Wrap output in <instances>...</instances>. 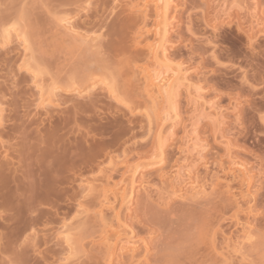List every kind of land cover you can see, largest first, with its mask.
Here are the masks:
<instances>
[{
  "label": "bare ground",
  "instance_id": "obj_1",
  "mask_svg": "<svg viewBox=\"0 0 264 264\" xmlns=\"http://www.w3.org/2000/svg\"><path fill=\"white\" fill-rule=\"evenodd\" d=\"M84 1L81 0V2H84ZM90 1L91 0H89V2ZM95 1H99V0H95ZM100 1H101L100 4H98L99 9L102 7L101 10L105 13V11H107L106 5H108L107 4L108 0H100ZM111 1H112V6L110 7V10L107 13H105L108 15L109 14L112 15V17L110 15H109L110 17L108 16L110 19L108 22L106 21V19L101 18L102 11H100L101 14L99 13L98 17H96L97 16L96 15V16H94V18L91 19L92 12H93V15H94L95 10H97L96 11L97 14L99 12L98 8L95 9V7H94L97 5L96 4L97 2L94 3L93 7H88V9H87V12L92 10L90 13V16H89L90 20H87V19L82 20V18L76 19L75 16L77 14H76L75 9H74L75 15H73V12L71 13L69 8L68 9L66 8V11L70 12L69 16L65 17L66 14L69 13V12H67V13H65L64 16H62L63 18L59 19V17H58L59 21L61 22V26L63 27L62 32L64 33L65 31H67L69 33L65 32L63 35L61 32V29H60L59 34H57V31H59V29L56 30V28H58L60 23L57 24V26L54 24L55 30L52 29L54 31V33H52L54 35V37L52 35L51 39L54 40V42H55V44H57V46L55 44L53 45L51 40H49V42H47L50 44V46H51V44L53 45V46H51L52 50L55 48V52H54V50L52 52L50 46L48 45L49 47L47 46V48H46L47 43L46 42L44 43L45 48H43V50H44L43 53L46 54L45 52H46V49H48V48H50V49H48L47 53L49 54V52L50 53L52 52L51 54H49V56H48V54L46 56L42 55L44 57V61H45V58H47V57L48 58L50 57L49 60H51V58L54 57L53 59L54 60L57 59L58 64L55 66L56 61H54V62L50 61V63H49V60H48V64L52 63L55 66V68L58 67L60 69V71H62V68H63V71H64V69L66 68L65 64L68 63V65H70V64L74 63L73 59L76 57L75 56L76 53H78L77 55H81V58H79V61H77V63L75 65H73L72 68L71 67L69 68L67 74L62 75V72H60L61 74L59 73V75H60L59 77L61 79V81L59 80L60 82H57L58 79H56V77H55L56 75L54 72L53 81L56 80V82L55 81L53 82L51 80L50 85L47 87L48 90L47 89L45 90V88H43V84L42 85L40 84L39 90L42 91V89H44V91H46V93H49V94H47V99L49 98V101H51V99H50L51 96L49 97V95H52V97H53V95L58 96L56 91L59 90V86L57 87L56 84L60 83V90H62V91H61V93L60 92L59 93L62 95H59L58 97H60L61 101H62V98L64 100H65V98L67 99L69 92H71V94L73 92L74 96H75L76 92H74V91L76 90V87H74L72 84L76 82L75 83V85H76L77 82H79L78 83L79 88L77 87L76 91H77V95L80 97L79 94L81 92H83V93H84V91L86 92L85 88L88 89V88H93L95 86L93 84L94 82L92 83V81H91L92 85L89 82V85H91V86H89L87 82L90 80H93L94 76H99L98 79H101L100 81L102 82V85H105V87H106L105 88L103 86L102 87L103 90L105 89L104 91L111 93L112 96L114 95V97H115L114 99L116 101H118L119 103H121L120 101H122V104L124 103V105L130 104L129 106L127 105L128 110L132 111V109H133V111H134L136 108V105L140 106L142 104L143 107L142 106L141 107L146 110V111L144 110L145 111V113H144L145 118L144 119L146 120V123L149 124L146 127H148V129L150 130V128H151L150 125L152 126L155 123V127H154V125L152 126L155 128V134H154L155 136H153V141H152V145H151L152 149L151 148L149 149V150H151V153L153 155L152 156L153 160L150 162L148 161L149 163L146 162L148 167L163 166L166 163L165 162V159H166L165 158V156H166L165 155V151H166L165 145L167 144L166 142H168V140L170 141L172 139L174 132L176 130L175 128L177 127V124L179 123V120H180L179 110H180L181 105H179V100H180L179 96H181L183 94L185 95V96L183 95L182 98H183V100H184V97L186 98V102L188 104H190V106L192 107V113L193 114L190 116V118H188L190 120L188 125L185 124V126L182 127L183 131H184V136L182 139L183 142L181 143L182 149L180 148L181 150L179 151V153L182 154V155L180 154V156L182 158V163L180 161H178L179 160L178 159L175 162V164H173V166L171 165L172 166V170L170 172L171 178L167 177L170 179V180L168 179L169 180V182H167L168 185L165 182V184L168 188L165 187L166 188L165 190L161 188L162 190L165 191L164 192L165 195H161V194L159 195V192H161V191H159L158 193L156 192V194L159 195V199L156 198V199H158V201L155 200L156 202H153L156 204H152V203L148 204L145 202L146 201L145 200L144 201L145 203H143L144 208H143V206L141 208L142 211L145 212V214H143V212H140L143 215V219H145L144 216L148 214V213L146 214V212H150V214H148V215H151V217L149 219H146V222L148 220L149 221L148 223H150L151 226H154V227H152V228H154V232L155 231H159L158 233H160V231L165 232L164 236H161V239L163 237V240L160 239L161 243L159 244V242H158L157 245H156V243H153L156 246L151 245L150 242L152 241L153 237H151L149 235H152V233H150L151 232L150 230L152 228L149 229V231H150L148 233L149 235L147 234L149 237L146 236L145 238L140 237L139 239H137L138 237L135 236V234H137V233H135L133 228H131V226L128 225L131 223L129 222L127 224V222H126L128 220L127 217H129V216L128 215H126L127 217L125 216L127 219L126 221L120 217L119 208L124 206L125 208H128L127 210H129V207H128L129 205H127V204L132 200L133 195L136 194V193H134L135 188H136V185L139 183V181H137V180L143 178L142 174H140L141 170L138 171V168L141 164L139 166H134V165L129 166L128 165V167H126L127 169H125L123 172H121L122 173L121 176H124V178L122 177L120 179V182L123 183L124 188L122 189V193L119 196L114 195L112 192H111L112 193L111 196H109L110 189L107 188L109 186V184H106L107 185L106 187L104 185V187H102L101 191H99V192L97 189L96 195L93 198L91 197L92 201L94 203L96 202L94 199H98V203L100 206V211H99L100 214H99L97 221L99 220V222L105 223L104 213H102L104 210H102V208H108V210L110 209L112 211V213H113L112 217L121 226L120 229H122L123 231L121 232V234H116L115 236L107 235L106 231H105L103 233V235L100 236L101 238L97 242L95 248H93V250L90 251L91 247H90V249L88 247V250H87V247L83 248L84 243H81L82 240L84 241V239L88 238V234H89V238H92V236L90 237V229H89L90 227L88 226V224H85V222L84 223L82 222L85 220H80L82 222L81 226L79 225L80 229L77 230L74 226V228H75L74 230L76 233H78L80 231V234H79L80 236L76 235L77 236V237L75 236L76 238H73L74 237V234H73L74 230L72 231V228H67V226H65L67 230L66 229H65L66 231L64 230L65 233L63 235V238H64L63 241H64V244L65 243L67 244V246H68L67 248H69V249L67 250L68 255L67 256L65 255L66 257L64 256V259H63L64 263L63 264H78V263L79 264H112L113 260H115V257L117 259V256L119 258V256H121V255H122V259L120 258L121 261L119 260V264H149L150 262H151V264H237V263H233V260L231 261L232 255H231V257L228 256L230 258V260L228 257H226L225 254H222V253L221 254L218 253L220 255L219 259L211 257L210 255H209V257H207V255H208L207 251H209V250L212 251L214 249H215V252L217 251L216 250L217 248H215L213 245L214 239H215L214 236H222L223 239L221 237V241H222L221 244H223V240H224L226 243L224 242L225 244L223 246H227V247L231 246V249L233 250L232 251L233 255L236 252H237L236 255L238 253L240 254V255H237L238 258L240 256L239 262H238V259H236V258L235 259L237 261L234 260V262H238L239 264H246L245 261H241V260H244L245 257L248 255L250 256L249 257V259H250L251 256H253L250 254L255 255V253H258L261 248H264L263 240H257V238H256V241H252L253 239L255 240V237H253V236H264V223H263L264 221L262 222L260 227L258 226L261 233L257 234V235L254 234L252 229L255 228V230H257V225L259 224V218L257 219V217H259V211H257L258 212L257 213L256 210L254 211V209H255L254 207L251 208L252 204L250 202H253V200L251 199V198H253V196L250 194L251 197L249 196L250 198L248 199L247 198L248 195L246 193L249 186L251 187V182H252V178H253V176H252L253 174H251V173H253V171H250L251 169L249 168V166L245 162L244 158H243L244 161H242L241 160L242 158L241 159L238 158L240 160L237 159L238 155H236V154H235V156L232 155L231 150H232L234 144L236 145V142L233 144L231 139L230 138L228 139L226 137V136L229 137V135H225V137H224V134L221 133V127H222V124L224 123L223 119H222L224 117L222 115L223 114L222 108L223 107L228 108V106L231 104V102L233 103V101L235 102L239 98H240V100H243L244 98L246 99L248 96L245 97V95H244V98L241 99L242 96H240V94H238V93H237V96L232 94L233 96L231 95L232 96L231 97V96H229L230 94H228V95L226 94V96H225L224 94H222L223 92L221 93V91H220V93L225 96V97H222L219 94V90H218V92L214 90L215 87H213L214 89H212V87H209V86H208V88L204 87L205 85L207 86L209 83H208V80L205 78L206 76L204 78L202 77L203 75L201 76L202 78L200 77L201 79L199 77L198 78L194 77V80H196V81L190 80V78L188 77V73H187L188 69H186L183 65L184 63L181 62L182 58H181V60L176 59V58H179L178 53L180 51L178 53H175V52L171 53L169 50L170 48L168 47V44L170 43L169 42V36H171L172 33L175 31V30H173V32H171V35H170L171 26L174 27L175 23L173 21L176 17L173 16V15H175V13L171 16L169 14H172L170 12L171 10L173 12V9H171V8L173 7L172 5L174 4L175 0H145V2L150 1L151 5L144 4L143 2L141 4L135 2L133 5H132V3H130L131 6L129 8H127L126 10H120V12H119L117 7H119V9H120V7H122V6H127L128 2L130 0H111ZM197 1H199V0H197ZM200 1H202V0H200ZM206 1H208V0H206ZM206 1L203 0V2H202V6L205 7V11H203V17H200V19L203 18L205 20L207 17V20L210 19V20L215 21L216 19H219V18L220 19L223 18L224 20L225 19L230 20V19H232V18L234 19V17H236V24H235L236 29L234 27V30H236L238 33L241 32L242 27L243 28L246 27L247 28L246 30L252 31V30H254L253 29L254 27L257 28V26L263 22L262 20L264 19V17L261 15V17H263L261 20V17L258 18V16H260V14H258V16H257L258 12H255L256 7L258 6V0H247L248 2L251 1V3L249 2L250 4L247 2L248 8L251 5V7L249 9L247 8V11L249 10L248 12L246 11V7H245L246 5L245 4L243 5L242 0L241 1L232 0V1H230L229 5L227 2L229 0H220L221 2L218 0H217V2H216V0H209L212 4L211 6ZM76 2H80V1H78V0H74V1L73 0H60L59 5H61V7L62 6L67 7L69 5L71 6V4L74 5ZM89 2H87V3H89ZM192 3L193 2L191 0V4ZM259 3H260V1H259ZM92 4L93 3L91 1L89 6H91ZM199 4L200 5H198V7L200 8L201 3H199ZM79 5L80 4L78 3V6ZM82 5H83V7H82ZM82 5H80L79 8L82 7L86 11V8L84 7V3H82ZM181 5H183V4H181ZM75 7H76V5H75ZM258 7H260V5ZM116 8H117L118 12L116 11ZM179 8L181 9V7H179ZM202 8L203 7H201L200 11L203 10ZM180 9H177V10H180ZM79 10L81 11L82 9L80 8ZM80 11H78V12H80ZM64 12H65V10H64ZM174 12H175V10H174ZM121 13H123V15H120ZM178 14H181V12ZM178 14H177V16H178ZM200 15L202 16V14H200ZM104 18H105V16H104ZM177 18H179V17H177ZM103 20H105V22H103ZM204 20H203V24H204ZM57 21H55V22H57ZM187 21H189V20H187ZM99 22H101V24ZM262 24L264 25V23H262ZM6 25L4 27V24H3V26H2L3 28L1 27L2 29L0 31V43H2V44L7 43L10 40L11 35H12V37L15 36L16 38L20 39V41L22 43V49L26 50V53H27V51L32 50L29 48V43H30V47H31L32 42L29 41L30 36L29 37L27 36L28 37V39H27V37L23 31L24 26L22 28L20 26H19L20 28H15L14 26L9 27V25L6 27ZM61 26H60V28H61ZM97 26H98L99 30H100V28H101V30L103 29V32L101 34L99 33L100 31L98 32V34H100L98 37L93 38V36H91L92 38H90V37H87L85 35H82L81 32L84 30L83 28H87V29L91 28V30H92L93 27H94V29H96L95 27H97ZM190 26H191V23H190ZM195 26H197V25L195 24ZM200 26L201 25L199 24V27ZM199 27H196V28L198 29ZM79 28H82V30L80 29V31H81L80 33L78 30ZM187 28L189 30V26H187ZM190 30L192 33V29H190ZM83 32L85 33L86 31H83ZM55 33L57 35H55ZM94 33H95V31H94ZM227 33H229V32H227ZM188 34H190V33H188ZM214 34H216V33L214 32ZM223 34H226V33L223 31L222 34L218 33L215 35V37H221L222 38L221 40H223L226 43V45H227V43H228V45L230 44V47H232L230 55L228 56L227 54H225V52H222V48H221L220 52H218L219 51L218 47L220 48V46L217 47V50H215L214 53L218 52L216 54L218 56L220 55V58L223 57L222 55L227 56V58H229V57L231 58V56H232L231 59H233L234 56L237 54L240 55L239 53H243V54H241V56L244 55V50H247L248 47L247 48L245 47L246 49L244 48L242 52H240V50H239V49H241L240 47H242L241 45H239L240 47L238 49V44L240 43L239 40L242 41L240 33H239V35L238 34L235 35V33H232V35L228 34L229 36L223 35ZM233 34L236 37H234ZM241 34H243V33H241ZM59 35H62V36H59ZM176 35L179 36V34H176ZM210 35L213 36V33ZM66 36H67V38H65ZM181 36L182 35H180V37ZM212 36H210L211 39H214V36H213V38H212ZM239 36H240V39L238 38ZM56 37H59V39H60V40L58 39V41L56 40L57 42L55 41ZM104 37H105V39H104ZM210 37L208 38L209 41H210ZM216 39H218V38H216ZM11 40H13V39L11 38ZM177 40H181V38L177 39ZM10 41H9V43H10ZM32 41H33V37H32ZM75 41L81 42L83 46L85 44L87 45V43H88L89 44L88 46L89 47L94 46L95 50L93 49L94 50L93 51L91 48L89 49V47H87L89 49V51H91V52L93 51L92 54H89V56H87V51L85 54H83L82 51H81V53H79L80 47L77 46L78 43H75ZM206 41H207V39H206ZM217 41L220 42L219 40H217ZM64 42H65V44H64ZM92 42H94V43H92ZM212 42H214V41L212 40L211 42H209V44ZM206 43H205V45H207L209 47L208 41ZM2 44H0V45L2 46ZM38 44H39V48L41 49V43L38 42ZM202 44H203V42H202ZM79 46H80V44H79ZM207 46H206V50L208 48ZM212 46H214V45H212ZM85 47L86 46H84V48ZM76 48H77V51H76ZM215 48H216V45H215ZM74 49H75V52L72 54ZM199 49H200V47H199ZM203 49L205 50V46ZM223 49L225 50V48H223ZM62 50H64V51H63V53H61V57L64 56V58H65V56H66V54H64L65 50L68 53V55L66 56L67 60L64 59L63 57L61 58V60L64 59L67 61V63L64 60L62 63H60L61 61H58V59H60L59 58L60 52H62ZM209 50H210V48H209ZM56 51L58 53V57L56 55ZM212 51H213V49H212ZM23 52L25 53V51H23ZM32 52H33V50H32ZM40 52H42V50ZM206 52L207 51H204V54ZM227 52H228V50H227ZM201 53H202V51H201ZM231 53H233V54H231ZM190 54H192V53L191 52L188 53L187 56ZM210 54H212V57L210 55V58H208L207 56L203 57L204 55L202 56L200 54L201 57H203V61L200 57L201 61L203 63L206 62L207 64H208V62L210 64L215 63V59L218 56L213 55L212 52ZM32 55H33V53H32ZM69 55L71 56V60H69L71 62L68 61V59H70V57L68 58ZM179 55L181 56V54H179ZM246 55L248 58H249V56H251L252 59H255L254 61H257L256 58H253L254 55L253 56L248 55V53ZM29 56H28V59H29ZM32 57H30V58H32ZM41 57L39 56L40 60L43 59V58L41 59ZM72 57H74V58L72 59ZM224 57H223V59H224ZM186 58L188 59L189 56ZM28 59L26 60V62H28ZM193 59H194V56H193ZM36 60H38V59H36ZM141 60L144 62H142ZM213 60H214V62H213ZM34 61H35V59H34ZM75 61H76V59H75ZM139 61H141V63ZM188 61H190V60L188 59ZM191 61H192V57H191ZM193 61L191 63H194V65L197 63V65H195V66L193 65L194 66L193 70L194 69L199 70V68L201 67L199 60L197 62H193ZM228 61H231V60H228ZM249 61L250 60L248 59V62ZM89 62H90V64L93 65V67L90 66ZM137 62H139L140 65H142V63H143V65L138 66V65H136V64H138ZM218 62H219V60H218ZM244 62H245V60H244ZM248 62L246 61L247 67H248ZM250 62H252V65H253V60ZM216 63H217V61H216ZM257 63L260 66L259 61ZM37 64H38V62H36V64L34 66H36ZM52 64H51V66H53ZM63 64H64V67H63ZM188 64H189V62H188ZM28 65H29V62H28ZM68 65H66V66H68ZM60 66H61V68H60ZM80 66H82L84 68L79 69V71H78V68ZM226 66H227V63H226ZM226 66L222 67L224 72L226 71L225 68L227 69ZM259 66H257V68ZM38 67H39V64L36 66V71L39 70L38 73L36 72L37 75L40 73V68H38ZM202 67L200 69H202ZM217 67L221 68L219 65ZM244 67H246V66L244 65ZM253 67H252V69H253ZM223 70L222 71L220 70L222 72V74H223ZM248 70H251V69H248ZM263 70H264V68H263ZM69 71L71 73H74V76L72 75V77H68L70 74ZM215 71H217L219 73V70H217V68H215ZM254 71H256V73L251 72V74H249L248 72H250V71H247V73L246 72L241 73V71H240V74H239V69H238V75L239 76L241 75V78H240L241 81L247 80V82L249 83V80L251 82L252 81L255 82L256 80L261 79V82H262V80H264V78L262 77L263 73H261L262 75L260 76V74H257L258 71L256 70V68L254 69ZM65 72H66V69H65ZM226 72L228 74V71H226ZM229 72H230V68H229ZM231 73H233V70L229 73L230 76H233L236 72L233 75H231ZM222 74H220V75H222ZM224 74L227 75L226 73H224ZM224 74L222 75V78H224ZM37 75H36V77H37ZM238 75L236 74L235 77L239 78ZM63 76H65V77L67 76V77L62 78ZM33 77L35 78L34 75L32 76V79H34ZM215 77L218 78L219 76H215ZM67 78H68V80H67ZM64 79H66V80H64ZM219 79H218V81H219ZM197 80H206L208 84L205 83V85H204L203 82H206V81H203V82L201 81L203 83L202 84L200 81H197ZM220 80H222V79H220ZM40 81L38 82V84L40 83ZM230 81H231V79H230ZM35 82H36V80H35ZM214 82L216 83V79ZM61 83H63V84H61ZM217 83L219 86V82H217ZM245 83H244V85H245ZM66 84L72 85L74 88L73 87L71 88V86L69 88V86L67 87ZM80 84L81 85L84 84L85 86L82 85L83 86L82 87ZM241 84H237V85H241ZM255 84H257V83H255ZM63 85H66V88L69 89L70 91L69 90H67L69 92L63 91V90H66V88H63ZM86 85L88 88L86 87ZM210 86H211V84H210ZM81 87L83 90L80 89ZM240 87H242V86H240ZM243 87H247V86H243ZM248 87L249 88H246V89H248L247 95L250 94L249 95L250 98H251V95L256 96L257 93H259V91L261 90V89H258L256 87H253V85H252V87H250V86H248ZM254 88H256V89H254ZM89 90L90 89H88V91ZM91 90L93 91V89H91ZM209 90H210V92L212 91L211 93L213 94V96L210 95L211 96L210 99H206L207 98L206 94H207V92H209ZM54 91H55V93H54ZM240 91H241V89H240ZM63 92H65L67 94H65ZM93 92H95V91H93ZM210 92H209V94H211ZM261 92L263 94L262 98H264V91L261 90ZM245 94H246V92H245ZM70 95H69L68 100L71 99ZM94 95H95V93H94ZM86 97H87V95H86ZM226 97L228 99L227 104H225V102H224V106L222 107V104H220V103H222L223 99ZM259 97H260V95H259ZM72 98H73V96H72ZM83 98H84V96H83ZM81 99H82V97H81ZM133 99L134 100L138 99V102H140L141 104H139L138 102L134 103L135 101ZM221 100H222V102H221ZM224 100L226 101V99H224ZM230 100H232V101H230ZM52 101L50 103L54 104V101L53 102ZM73 101L76 102V100H73ZM98 101H100V100L98 99ZM132 101H134V102L132 103ZM255 101H256V98H255V100H253V102H255ZM130 102L132 104H134L135 108L133 105H132L133 107L131 106ZM263 102L261 100L260 103L263 104ZM79 103H80V105H76L77 103H75L78 110H81L79 113L86 111L85 109H84V111L82 110V108L86 107V103L85 104L83 103L84 106L82 105L81 101ZM246 103H248V101ZM261 104H260V106L259 105L258 106L261 107ZM244 105L246 106V104H244ZM71 106H72V104H71ZM230 106H232V104ZM73 107L75 108V109L74 108L73 109L76 110V107L74 105H73ZM232 107L234 108L235 106H232ZM125 108H126V106H125ZM263 108H264V105H263ZM263 110L264 109H262V111ZM254 111H255V106H254ZM1 112H2V109L0 108V121L3 118L2 117L3 114ZM77 112L78 111L76 110V113L74 114L75 117L78 114ZM224 112H225V110H224ZM241 112H242V110H241ZM62 113H63V111H62ZM73 113H74V111H73ZM73 113L72 112H71V114L69 113L70 114L69 117L68 116H66V118L63 117L64 119H62L59 122L54 121L52 123L51 127L49 124L48 125L49 128H44L42 130L43 133L41 132L42 133L41 136L39 135L40 138H37V139L33 138L34 140H37V142L39 143L38 146H36L37 143L33 145V144H30V142H28L29 144L26 142H24V143H21V141L19 142L20 145L23 144L22 149H19V151H18V154L22 157V159H20V161L22 163L20 166V167H22V171H21V175H20L22 177L20 180V182H21L20 184L18 182L17 185L16 184L14 185L15 181L17 180L14 177V176H16V174H14L13 176H10V174H6L7 172L8 173L18 172L17 169L16 170L14 169L15 167L13 168V170H15V171H13V170L10 171V168H6L5 166H3V168L5 167L6 170L5 169L1 170L3 172L0 173V208H1L0 209L1 210L0 211V221L2 220L1 222L4 224L2 226V223H1L0 228L7 227L6 225H8V227L6 229L7 234L5 233V235L4 234L3 235L9 236L10 240H11L12 236L13 237L16 236L15 237V239H16L17 236H20V233L22 234V231H24L28 228L30 230H33L32 226L36 227L34 224L35 223L37 224L40 221L39 219H41L43 216L45 219H47L45 214L47 215L49 210L47 209V211L46 210L44 211L45 208L41 209V210L40 209L37 210V208L33 207L34 206L33 204H35V202H33V201H34V199L36 200V198H38V197L40 199V197H42V195L45 199H46V197H45L46 195L49 196V198H50V195H48L49 191L47 194V191L44 188H46V185H48L47 190H48V188L49 189L53 188V186H51V188H50V184L53 185V183H52V181L50 182L49 176H51V179H52V175H50V174H53V173H51V172H53L52 169L54 168V170H55V167L59 168L61 166L60 160H62V158L63 159L66 158L65 159L66 162L64 160H63V162L61 161L62 163H65V165L67 163V159H69L68 160L69 163H72V164H73V162L79 163V164L78 163L75 164L76 165L75 167H78V165L80 167V164H81V168H82V165H84L85 167L89 165L92 168L93 167L92 164L95 162L97 157H99L101 154L102 149L101 150H99V149L102 148V145L104 143L100 145V148H99V146H98V148L95 147V144H94L95 142L92 143V144H94L93 151L96 148V151L99 150L100 152L99 151L98 152L91 151L90 152L91 154L90 153L87 154V155L90 154L89 157H86V155L84 153V151L86 150L85 149L86 146H85V148H81V149H78V147L75 146L76 151L78 149L77 153L75 151V148H73V146H71V145H73L72 142H71L72 144L67 143V150H66V147L65 148L62 147V146H66V143L63 142V137H64L63 133H65V132H62V131L64 129H66L69 122H71L70 119H72ZM1 114H2V116H1ZM47 114H49V113H47ZM255 114H258V113L256 112ZM260 114L262 115L260 118H262L263 117L262 112ZM34 115H35V113H34ZM244 115H245V113H244ZM32 116H33V114H32ZM63 116H64V114H63ZM250 116L251 115H249L248 119H250ZM188 117H189V115H188ZM237 117H236V122L238 121V118H239V117L238 118ZM257 117L258 118H256V119L260 120L259 115ZM73 118H74V116H73ZM240 118H239V120H240ZM251 118H254V116H252ZM31 119H33V118H31ZM39 119H40V117H39ZM77 119H78V117H77ZM244 119L246 120V118H244ZM256 119H255V121H257ZM263 119H264V117H263ZM34 120H35V117L31 122H34ZM58 120H60V119H58ZM153 121H154V123H153ZM234 121H235V119H234ZM139 122H141V121H139ZM246 122H250V120L246 121ZM252 122H253V120H251V123ZM1 123H2V121L0 122V124ZM50 123H51V121H50ZM203 123H205V124L208 123V125H209L208 127H209L211 134H212V138H215V139H217V137L225 138V140L223 139L224 141L220 142V144L224 145V152H225V155L228 157L227 162H229L230 167L234 168V170L231 171V173H228L230 171L226 172V170L224 171L225 168H223V171L226 172L225 176L227 175V173L230 174V176H228V178L229 177L233 178L232 179L233 181L236 180L238 185L236 184L235 181L234 182L231 181V182H233L232 185L229 184L228 180H231V179H227V183H226V181H225V183H223L222 181L220 182L219 176H217V174L215 173L217 176V180H216L215 174H212V176H214V178H215V181H214V178H211L212 176L210 175L211 176L210 178L214 182H213V184L210 182L211 184H209V185H211V187L210 186L209 187L211 188V190H210V192H208L209 190H207V192H208L207 193L205 186H206V188L208 187V185H206V183H208L207 181H209V179L206 180V183H205L204 176L202 177L203 181L199 180L200 177L198 179V177H197L198 175L193 176L194 170L199 164L203 163V165H204V162H206V161L209 162L208 161L209 158L207 157V154H208V151L211 149V147L214 146L213 144H211L213 142V140L211 143H209L208 140L205 141V139L200 138L199 134H200V131L203 129L202 128ZM256 123L257 122H255V124ZM66 124H67V126H66ZM258 124H259L258 125L259 129L261 127H264L263 122L260 121ZM33 125H34V123H33ZM39 125H40V122H39ZM28 126H29V124H28ZM43 126H44V124H43ZM258 126L256 125V127H258ZM4 127H5V125H4ZM4 127H2V128H4ZM34 127H35V125H34ZM146 127H145V129H146ZM231 127H232V125H231ZM253 127H254V125H253ZM8 128H10V130H11L12 127H8ZM40 128H41V125H40ZM125 128H126V126H125ZM37 129H38V127H37ZM69 129L73 130L71 128H69ZM135 129H136V127H135ZM261 129L263 130V128H261ZM0 130L2 132L1 128H0ZM151 130H152V128H151ZM66 131L68 132L69 130L66 129ZM74 131H75V128H74ZM86 131H87V129H86ZM233 131H234V129H233ZM37 132H38V130H37ZM82 132H83V130H82ZM181 132H182V129H181ZM5 133H7V131H5L4 134ZM87 133H89V132H87ZM0 134H1L0 136H2L3 133H0ZM24 134H23V136H24ZM133 134H134V132H133ZM176 134H177V132H176ZM203 134H205V133H203ZM36 135H38V134L36 133ZM82 135L84 136V133ZM82 135H80V136H82ZM27 136H29V133ZM73 136H74V134H73ZM210 136L211 135L208 134L209 138H210ZM87 138H89V137H87ZM180 138H181V136H180ZM39 139H40V141H39ZM66 139L68 140V138H66ZM20 140H21V138H20ZM119 140H120V138H119ZM210 140H211V138H210ZM112 141H114V140H112ZM180 141H181V139H180ZM32 142L33 141H31V143ZM83 142H86V141H83ZM101 142H99V143H101ZM237 142H238V140H237ZM42 143H43V146H39ZM106 143L112 144V142H106ZM85 144L88 145V142H86ZM105 144H104V146H107ZM232 144H233V146H232ZM143 145H144V143H143ZM90 146H91V143H90ZM115 146H116V144H115ZM0 147H1V145H0ZM209 147H210V149H209ZM88 148H90V147H88ZM88 148L85 151L86 153L89 152ZM134 148H136V147H134ZM64 149L66 151H64ZM82 149H85V150H82ZM212 149H211V151H212ZM79 151H80V153H81V151H83V153H82L83 155L78 154ZM128 151H129V149H128ZM130 151H132V150H130ZM144 151L146 152V150H144ZM206 152H207V154H206ZM15 154H17V152ZM18 154H17V156H18ZM208 156L210 157L209 154H208ZM168 158H169V156H168ZM218 159H219V157H218ZM19 165H20V163H19ZM44 165H45V168L48 171L50 170L51 172H48L46 170L47 171V173H46V171H43L44 168H42V166L44 167ZM69 165H71V164H69ZM71 166H72V169H75L74 165H71ZM17 167L19 168V166H17ZM115 167H114V172L116 171L115 169H117ZM141 167H143V166H141ZM66 168H68V167H66ZM40 169H41V171H40ZM70 170H71V168H70ZM79 170H78V172H79V174H81L82 170L81 171H79ZM58 171H60V174H61V170L57 169L56 172H58ZM112 171H113V169H112ZM117 171H119V170L117 169ZM161 171L159 173H161ZM255 171L256 170H254V172ZM261 171L262 170L260 167V172ZM44 172L46 174H48V178H46L42 174ZM168 172H169V170H168ZM263 172H264V170H263ZM69 173H70V171H69ZM110 173H112V172H110ZM166 173L167 172H165V174ZM206 174H207V172H206ZM258 174H257V176H259ZM41 175L43 176V178L45 177V181L47 179L49 181V184H47L48 183V181H47L46 185H44L43 187H41L42 186ZM57 175L58 174H56V175L53 174V181H54V183H56V184H54L56 186V188L59 186V185H57V182L59 181V183H60V180H58L59 177L57 178L56 181L54 180V177ZM110 175L106 176V179L107 180L109 179L108 181L106 180L107 181L106 183L110 182V180L112 179L113 176L110 177ZM138 175H140V176H138ZM163 175H164V173H161V176H163ZM73 176H75V175L73 174ZM76 176H78V175L76 174ZM108 176L110 178H108ZM67 177H68V175H67ZM137 177H139V178L137 179ZM8 178H10L11 181L14 182L12 184L14 186H16L15 189L20 190L19 191L20 194H18V196H16L17 193L14 190H13V193H12V191L9 192V189L11 190V188L9 187L10 185H8V183H9ZM74 178L76 179V177H74ZM211 179H210V181H211ZM64 180H65V178H64ZM61 182H63L62 179H61ZM120 182L117 181V183L115 185H119ZM254 182H255V180H254ZM142 183H141V185H142ZM65 184H67V182H65ZM233 184L237 185V187L240 189L239 193L237 192L238 194H234L231 191V186H233ZM145 185H143V186H145ZM83 186H84V182H83ZM8 187H9V189H8ZM18 187L21 189H18ZM61 187H62V185H61ZM64 187H65V185H64ZM237 187L235 189H237ZM41 188H42V190L43 189L45 190V194H46L45 196H44V190L42 191ZM56 188H54V190ZM93 188H95V187L93 186ZM155 188H157V187H155ZM37 189L41 190L43 194L38 196L39 192H37ZM183 189H184V192H186L185 190H187L189 192L190 196L188 198H186V195H185L186 193L183 192ZM21 190H22V193H21ZM84 190H85V188H84ZM157 190L158 189H156V191ZM181 190L185 195L184 197L186 198V201L188 200V202H185V200H184L185 198H183L185 203L178 204L173 208H169L170 207L169 204H170L171 200L169 202L167 200L171 199L172 196H173V198H175V197L182 198L183 196L179 193ZM232 190L234 191V188H232ZM59 191H60V189H59ZM255 191L256 190L254 188V192ZM14 192H15V195H14ZM254 192H252V193L254 194ZM9 193H11V194H9ZM36 193H37V197H35ZM107 193H108V195H107ZM195 194H198V196L197 195L194 196ZM206 194H207V197L205 196ZM19 195L21 197H19ZM255 195H256V192H255ZM75 196H76V194L74 193V197ZM87 196L88 195L82 196V194H81V198L84 200L83 201L81 200L78 202L79 208H80V211L77 210L78 215H81V214L83 215L84 213L86 215L87 212H86L85 208L87 207V204L88 203H89V205L93 204V202H91L89 200L90 197H87ZM147 196L149 197V195H147ZM163 196H165L164 200H163ZM110 197H111L112 201H113V199H114V201L115 200L119 201V202L117 201L119 203L118 210H116V207L114 206L112 201L109 200ZM85 198H87V199H85ZM47 199L45 201H47ZM160 199L164 201L163 202L164 204L162 203V201H160ZM15 201H16V204L14 203ZM17 201H19L20 203ZM150 201H151V199H150ZM254 201H255V197H254ZM158 202L160 203L159 205H157ZM17 203H19V204H17ZM37 203H40L39 200ZM98 203H96V204H98ZM249 203H250V207L248 206ZM243 204L244 205L247 204V205L244 206ZM85 205H86V207H85ZM246 206H248V207H246ZM41 207H42V205H40L39 208H41ZM243 207H245V208H243ZM50 208H51V206H50ZM81 208H83V209L81 210ZM231 209H233L234 211L233 210L231 211ZM229 210L231 213H233L232 215H227V212ZM159 212L160 213L164 212L163 214H165L166 217L168 216L167 217L168 219L164 218L165 221H163L160 218H157V216H155V215L158 214ZM253 212H256L258 214V216L255 218V219H257L256 221H258V224L256 221H255V223H253L249 219L242 222L241 219L239 218V216L241 217V215L243 213H244L242 215L243 220H244V217H247L248 215H249V217H252V216L254 217ZM19 213H20V215H22V217H20V215H18ZM252 213H253V215H252ZM49 214H50V212H49ZM250 214H251V216H250ZM57 215H58V213H57ZM82 215L79 216V218L82 217ZM148 215H147V218H148ZM47 217H49V215H47ZM44 218H42L43 221H44ZM51 218H53V217H51ZM51 218L49 217V219H51ZM85 219L87 220V217ZM255 219H253V221ZM110 222H111V220H110ZM108 223L109 222H107V224ZM229 223H233L235 225L234 227L238 226L237 229L233 228L234 231L231 229L232 227L230 228L231 231H233V233L230 232L229 229L227 228ZM84 224H85V226L86 225L88 226V228H87V226H86V228L89 229V232L86 229L85 236H82L81 231H83L85 228ZM239 227H240V231H239ZM182 229L183 230L185 229V230L183 231ZM227 229H228V231H227ZM181 230L185 233H182ZM235 230H237V231H235ZM4 231H2V232H4ZM86 232H88V233L86 234ZM34 234L35 233L33 231V234H30V235L34 236ZM72 234H73V236H72ZM231 236H232V238H231ZM233 236H235V237H233ZM238 236H240L242 238L239 239ZM252 237H253V239H252ZM15 239H12L11 243H13ZM26 239H25V241L28 240V243H29V241L31 244L33 243L32 244V245H34L33 248H35L37 246L36 244L39 242H40V244H42V243L46 244L47 243V240L45 238H40V237H38V235H37V237L35 235L34 237H32L30 239H27V240ZM232 239H234V240H232ZM10 240L7 239L8 243H10L9 242ZM25 241H22V243L25 244L24 243ZM26 245H27V242H26ZM27 247H28V245H27ZM30 248H31V246H30ZM76 248L78 249V251L77 252L73 251V250H76ZM23 249L24 248H22V251L19 250L21 253L20 252L17 253L18 257H16L15 264H27L28 260L31 262V259H28V258H30V256L27 258L25 256V254H27V252H26L27 248L24 249L25 253H24ZM84 249L87 250V252L85 251L86 252L85 254L83 253ZM31 250H33V249H31ZM149 250H152V252H153L151 259H149V256H148ZM66 252H64V253H66ZM215 252H213V254L212 253L211 254L215 255L216 254ZM36 253H35L36 256L38 254H40L39 259H40V256L42 257V260L40 259L41 264L43 263V261H44V264L46 262H49V261H47L48 259L43 255V253L41 251H38V252L36 251ZM51 253H52L51 255L56 254V252H53V251H51ZM78 253L81 255V257L79 256ZM81 253H83L85 255V257ZM236 255H235V257H236ZM31 256H32V254H31ZM80 258H82V259H80ZM36 259L39 260L38 257ZM36 259H34L35 262H36ZM148 259L150 262H148ZM250 260L253 261V259H250ZM29 261H28V264H30ZM252 261H251V264L252 263L255 264V262H256V264H260V262L258 263L257 260L255 262H252ZM33 262L31 264H33ZM39 263H40V261L37 264H39ZM261 264H262V262H261Z\"/></svg>",
  "mask_w": 264,
  "mask_h": 264
},
{
  "label": "rangeland",
  "instance_id": "obj_2",
  "mask_svg": "<svg viewBox=\"0 0 264 264\" xmlns=\"http://www.w3.org/2000/svg\"><path fill=\"white\" fill-rule=\"evenodd\" d=\"M59 1L60 0H0V31L3 28L2 27L3 24H4V27H5L6 24H7L6 27L9 25V27H13L14 26L15 28H20V27L22 28L24 26L23 27L24 28L23 31H24L26 37L30 36L29 37L30 38L29 41L32 42L31 43V47H30V43L28 42L29 43V48L33 50V52H32V50H30V51H27V53H26V50L22 49V43H21L20 39L16 38L15 36H14L15 37L14 38V37H12V35H11V38L13 40H11V38H10V40L12 42L9 40L10 43H9V41L7 43H5V44L0 43V44H2V46L0 45V108L2 109L1 113L3 114V116L1 114V116L3 118L1 119L2 123L0 124V128L2 129V132L0 130V133H3L2 136H0V145H1V147H0V173L3 172L1 170H3V169L6 170V168H10V171L13 170L14 167H15L14 168L15 170L17 169L18 172H15V173L14 172H12V173L11 172L10 173L7 172L6 174H10V176H13L14 174H16V176H14L17 179L15 181V183L13 181H11L10 178H8V182H9L8 185H10L9 187L11 188V190L9 189V187H8V189H9V192L12 191V193H13V190H14L17 193L16 196H18V194H20L19 193L20 190H16L15 189L16 186H14V185L15 184L17 185L18 182L20 184L21 183L20 180H21V177H22V176H20L21 175V171H22V167H20L21 164H22L20 159H22V157L18 154V151H19V149H22V145L23 144L20 145L19 142L20 141H21V143L30 142V144H33V145L37 143L36 146H38L39 143L37 142V140H34L33 138H36V139L40 138L39 135L41 136V134L43 133L42 130L44 128H49V126H48L49 124H50V127H51L52 123L54 121H58L59 122L62 119H64L63 117H65V118H66V116L69 117L71 112L73 113V111H74V113L72 115V119H70V121L72 123L69 122L70 125L68 124V126L66 124V126H67L66 129L69 130V131L67 132L66 129H64L62 131V132H65V133H63L64 134L63 142L66 143V146H62L63 148L66 147V150H67V143L68 144L69 143L70 144L73 143V145H71V146H73V148H75V151H76V147L75 146H77L78 149L85 148V146H86V148H85L86 150H87L88 147H90V148H88L89 152H87V153L85 152L86 151L85 149H82V150H85L84 153H85L86 157H89V155L91 154L90 152L93 151V149H94V144H95V147H97V148H98V146L100 148V145L103 144V143L105 144L106 142H112V144H110V143L107 144L106 143L105 145H107V146H104V144L102 145V148L99 149V150L102 149L100 156L97 157L95 162L92 164V166H93L92 168L93 169L89 165L86 166V167L84 165H82V168H81V164H80V167L78 165L79 168L75 167L76 166L75 164H77L78 162L77 163L73 162V164H72V163L68 162L69 159H67V163L65 165V163H62V162H63V160L65 161L66 158H64V159L62 158V160H60L61 166L59 168L55 167L56 171H57V169L61 170V174H60V171H58L59 173L56 172L54 170V168L52 169L53 172H51L50 170L48 171L45 168V165H44V167L42 166V168H44L43 171L47 170L48 172H51V173H53L55 175L58 174L57 176L54 177V180L56 181L57 178L59 177L58 180H60V183H59V181L57 182V185H59V186L56 188V186L54 185L56 183H54V181H53V174H50V175H52V179H51V176H49L50 177L49 179H50V182L52 181V183H53V185L50 184V188H51V186H53V188H51V189L48 188V190H47L48 185H46V183H47L48 179L45 181V177L48 178V174H46L47 171H46V173L45 172L42 173L45 177L43 178V176L41 175V184H42L41 187L46 185V188H44V189H46L47 194H48V191H49L48 195H50V198H49V196H47L45 194V190L43 189L44 190V196L46 195L45 196L46 199L48 198L47 201H45L46 199L42 195L43 194L42 193V191H43L42 188H41L42 191L37 189V192H39L38 196L42 195V197H40V199H39V197L36 198V200L34 199L33 202H35V204H33L34 205L33 207L37 208V210H39V209L41 210V209L45 208L44 211L45 210L47 211V209H48L50 214L48 212L47 215H49L50 218L51 217H53V218L49 219V217H47V215L45 214L47 219H45L44 216H43L42 218H44V221H43L42 218L39 219L40 221L37 224L36 223L34 224L36 227L32 226L33 230H30L28 228L31 232L28 229H26V230L22 231V234L20 233V236H17L16 239H15L16 236H14V237L12 236L11 240L15 239L13 243H11L12 241L10 240L9 236H4L5 233L7 234L6 229H7L8 225H6L7 227L0 228V264H15L16 257H18L17 253L22 251V248H24V249L27 248L26 252H27L28 255L25 254V256H26V258L30 256V258H28V259H31V262L27 259L30 264L37 257L39 259V255L40 254H38L36 256L35 255L36 251L37 252L41 251L43 253V255L48 259L47 261H49V262H46L45 264H63L64 263V260H63L64 256L68 255V251L67 250L69 249V248H67L68 247L67 244L66 243L64 244V241H63L64 240L63 235H64L65 231L67 230L65 226H67V228H72V231H73L75 228L77 230L80 229L79 225L81 226L82 222L83 223L85 222V224H88V226L90 227L89 228L90 229V237L92 236V238H89V234H88V238L84 239V241L82 240L81 243H84L85 246L83 245V248L87 247V250H88V247H89V249L91 247L90 251H92L93 248H95L97 242L101 238L100 236H102L105 231H106V234L110 235V236H115L116 234H121V232L123 230L120 229L121 226L112 217L113 213H112V211L110 209L108 210V208H102V210H104L102 213H104L105 223L99 222V220L97 221V219L99 217V214H100L99 213L100 206H99V203H98V199H94L96 201L94 203L92 201V198L96 195V193H97L96 190L98 189V192L101 191V188L104 187V185H105V187L107 186L106 184H109V186L107 187V188L110 189L109 196H111L112 193L114 195H116V196H119L122 193V189L124 188L123 183L120 182V179L122 177L124 178V176H121V174H122L121 172H123L125 169H127L126 167H128V165L129 166L130 165L131 166H133V165L134 166H139L141 164L139 166V168H138V171L141 170L140 174H142L143 178H141L142 180L141 179L137 180V181H139V183L136 185V188H135V192L134 193H136V194L133 195L132 200L127 204V205H129L128 206L129 210H127L128 208H125L124 206L119 208L120 217L123 218V220L126 221L127 220L126 219V217H127L126 215L129 216V217H127L128 220L126 222H127V224L129 222L131 223V224H128V225L131 226V228H133L135 233H137V234H135V236L138 237L137 239H139L140 237L141 238L142 237L145 238L146 236L149 235L148 233L151 231L150 233H152V235H149V236L153 237L152 241L150 242L151 245H154L153 243H156V245H157L158 242L160 244L161 243V241H160L161 236H164L165 232H162V231H160V233H158L159 231H155L154 232V228H152L154 226H151L150 223H148L149 222L148 220L146 222V219H149L151 217V215H148V214H150V212H146V214L148 213L147 214L148 218H147V215H145L144 216L145 219H143V215L140 212H143V214H145V212L142 211L141 208L143 206V203H145V202L148 203V204L149 203L156 204V203H153V202H156L155 200L158 201L159 195L160 194L161 195H165L164 194V192H165L164 190L166 188H168L166 186V184L168 185L167 182H169V180H170L169 178H171V173L170 172L172 170L173 164H175V162L178 159H179L178 161H180L182 163V158L180 156L181 153H179V151L182 149L181 143L183 142L182 139H183V136H184V131H183L182 127H184L185 124L188 125V123L190 122V120L188 118H190V116L193 114L192 113V107L190 106V104H188L186 102V98L184 97V100L182 98V96L184 94L179 96V99H180L179 100V105H181L180 106V110H179V114H180V120L181 121L179 120V123L177 124V127L175 128L176 130H175L174 135H173L174 138L172 137V139L170 138L171 139L170 141L168 140V142H166L167 143L165 145V150H166L165 151V155H166L165 156V158H166L165 162L166 163L163 166L148 167L146 162L149 163L150 161L153 160V157H152L153 155L151 153V150H149V149L150 148L152 149L151 145H152V141H153V136H155L154 135L155 134V128H154L155 127V123L153 121L154 127H152L153 125L152 126L150 125L152 130H151L150 127H149L150 130L148 129V127H146V126L149 125L148 123H146V120L144 119L145 118L144 113H145L146 110L142 108L143 106H142V104L140 102H138V99H136V100L133 99L135 102L132 101V103L133 102L134 103L138 102L141 105L139 106V105L135 104L136 105V108H135L134 104H132L130 102L131 106L133 105L135 110L134 111H133V109H132V111L128 110V106L130 104L129 105L127 104L128 105L127 106V105H124V103L122 104V101H120L121 103L116 101L114 99L115 98L114 95L112 96L111 93L104 91L105 89L103 90L102 87L103 86L105 87V85H102V82L100 81L101 79H98L99 76H94V79L88 81L87 83L89 85V82L91 83V81H92V83L94 82L93 84L95 86L93 85L94 86L93 88H88L87 85H86V87L88 89H90V90L88 91V89L85 88L86 92L85 91H84V93L81 92L79 94L80 97L77 95V91H76L79 82H77L76 85H75L76 82L72 84L74 87H76V90L74 91V92H76L75 96H74L73 92L71 94V92H69L70 90L66 88L67 84L63 85V88H66V90H63V91L69 90V91H67V92H69L68 96L66 95L67 99L65 98L66 101L63 98H62V101H61V98L58 97L59 95H62V94H60L62 90H60V83L59 84L57 83L56 85H57V87L59 86V90L60 91L59 90L56 91L58 96H54L53 95V97H52V95H49V97L51 96L50 97L51 101L52 100L54 101V104L50 103L51 101H49V98L47 99V94H49V93H46V91H44V89H42V91H40L39 90V88H40L39 85L43 84V88H45V90L46 89L48 90L47 87L50 85V83H51L50 81L51 80L53 81L54 72H55V75H56L55 76L56 79H58L57 82H60L61 79L59 77L60 76L59 73L62 72V75L63 74H67L69 68L70 67L72 68V66L75 65L77 63V61H79V58H81V55H77L78 53H76L75 54L76 57L75 58L72 57V59L74 58L73 59L74 63L70 64L71 65L70 66V65H68V63L66 61L67 60L66 56L68 55L66 50H65V53H64V54H66L65 58H64V56H62L66 60H64V59L61 60V58H62L61 57V53H63V51H64V50H62V52H60V55H59L60 59H58V61H61L60 63H62L63 60L66 61V63H67V64H65L66 72H65V69L63 71V68H62V71H60V69L58 67L55 68V66L58 64V62H57V59H55V60L53 59L54 57L51 58V60H49L50 57L49 58L47 57L48 59L45 58V61H44V57L43 56H46L48 54L47 53L48 49L51 48V50H52L51 46H53L55 44L54 40L51 39L52 35H53L52 33H54L53 30H55L54 26L55 25L57 26V24L60 23V25L58 26V28H56V30L59 29V31H57V34H59L60 29H61V32H62V28L63 27L61 26V22L59 21V19L63 18L62 16H64L65 13L69 12V11H66V8L67 9L69 8L70 12L71 13L73 12V15H75V13H74V9H75L76 14H77L75 16V18L76 19H79V18L81 19L82 18V20H84V19L85 20L86 19L90 20L89 16H90V13H91L92 10L89 9L90 11L88 10L89 12H87V9H88V7H93L95 2H97L96 3L97 5L95 4L96 6H94V7H95V9L98 8L99 12L97 14L96 13L97 10H95L94 11V15H93V12H92L91 19L94 18V16H96V15H97L96 17H98L99 13L101 14L100 11H102L101 10L102 7L99 9V5H98L101 2L100 0L99 1L91 0L92 3H93L91 6H89V4L91 2V1L89 2V0L88 1L87 0H85V1L82 0L84 2H81V0H78L80 2H76L74 5L71 4V6L69 5L67 7H63V6L61 7V5H59ZM86 1L89 2V3H87ZM130 1L128 2L127 6H122V7H120V9H119V7H117L119 12H120V10H126L127 8H129L131 6L130 3H132V5H133L135 2L139 3V4H141L143 2L144 4L151 5L150 1H146L145 2V0H132L131 2ZM175 1H174V4L172 5L173 7L171 8V9H173V12L171 10L170 12L172 14H169L171 16V15H173L175 13V15H173V16L176 17L174 19V21H173L175 23V24L173 23L174 27L171 26L170 35H171V32H173V30H175V31L172 33L173 36L172 35L169 36V42L171 44L168 42L169 43L168 47L170 48L169 50H170L171 53H174V52L178 53L180 51L178 53V57L179 58H176V59L177 60L178 59L181 60V58H182L181 62L184 63L183 64L184 67L186 69H188L187 73H188V77L190 78V80L196 81V80H194V77L195 78H198V77L200 78L203 75L202 77L204 78L206 76L205 78L208 80L209 84L207 83L206 80H197V81H200V82L201 81L202 82L206 81V82H203V83H204V85H205V83H207L208 85L207 86L205 85L204 87L208 88V86H209V87H212V89H214L213 87H215L214 90L217 91V92L219 90V94L222 97H225L226 94L227 95L230 94L229 96H231L232 94L237 96V93L240 94V96H242L241 99L244 98V95H245V97L248 96L246 99L244 98L243 100H240V98L239 99L237 98L238 100L235 101L236 103L234 101H233V103L231 102L232 106H235L234 108L232 106H230L231 104L228 106V108L227 107H223L224 106V102H225V104H227V100H228L227 97L224 98V99H226V101L223 99V102L221 100L222 103L219 102L220 104H222V107L224 108V109L222 108V111H223L222 115L224 116L222 119H223L224 123L222 124V127H221V133L224 134V137H225V135H229V137L228 136H226V137L228 139L230 138L233 144L236 142V145L234 144V146H233V144H232V146H233V148L231 150L232 155L235 156V154H236V155H238L237 159L238 158H240V159L242 158L241 159L242 161L245 160V162L247 163V165L251 169L250 171H253V173H251V174H253L252 175L253 178H252V182H251V187L249 186V188L247 189L246 193L248 195V197H247L248 199L251 197L250 194L253 196V198H251V199L253 200L254 203L250 202L252 204L251 208L254 207L255 208L254 211L255 210H256V212L259 211V217H257L258 216V214H257L258 212L257 213L253 212L254 213V217L252 216L253 218L249 217V215H248L247 217H244V220H243V216L242 215L244 213L241 215V217L239 216V218L241 219L242 222L247 220V219H249L253 223H255V221L259 218V224H258V221H256L257 224H258L257 225V230H255V228H253L252 230H253L254 234H256V235L260 234L261 232H260V229L258 228V226L260 227L262 222L264 221V177H263L264 176V172H263V170H264V127H261V128H263V130L261 128L259 129V126H258L259 124L258 123L261 121V122H263V125H264V119H263L264 110L262 111V109H264L263 108V105H264V102H263L264 100L263 99L264 98H262L263 94L261 92V90L264 91V87H263L264 86V80H262V82H261V79L256 80V81L254 80L255 82H253V81L251 82L249 80V83L251 82L250 84L247 82V80L246 81L245 80L241 81V79H240L241 75L240 76L238 75V69H239V74H240V71H241V73L242 72L243 73L244 72L247 73V71H250L248 73L251 74V72L252 73H256V71H254V69L256 68V70L259 72V73L257 72V74H260V76H261L262 75L261 73H263L262 77L264 78V70H263V68H264V25L262 24V23H264V19L262 20V18L264 17V0H258V6L260 5V7L257 6L256 9H255V12H258L257 16H258V14H260V16H258V18L261 17V15L263 16V17H261V20L263 22L260 23L261 25L259 24L257 26V28L254 27L253 28L254 30H252V31L246 30L247 29L246 27L245 28L242 27L241 32H239L242 41L239 40L240 43L238 42L239 43L238 44V49L240 47L239 45H241L242 47L244 46L243 48L240 47L241 48V49H239L240 52H242L245 47L246 48L248 47V48H247V50H244V55L241 56V54H243V53H239L240 55H238V54H237L238 56L235 55L233 59H231L232 56H231V58L230 57L227 58V56L222 55L223 57L225 56L224 59H223L222 56H221L222 58H220V55L218 56L216 54V53L220 52V50L222 48V52H225V54H227L229 56L232 47H230V44L228 45V43L226 45V43L223 40H221L222 39L221 37H215V35L218 34V33L222 34L223 31L226 33V34H223V35L229 36L230 34L232 35V33H235V35L236 34L239 35V33L236 30H234V27H235V24H236V17H234V19L232 18L230 20H228V19L224 20L223 18H221V19L219 18V19H216L215 21L214 20H210V19L207 20V17H206V19H205L206 21H205L203 18L200 19V17H203V11H205V7L202 6L203 0L202 1H200V0L199 1H197V0L193 1L192 0V2H193L192 4H191V0H175ZM218 1H220V0H218ZM230 1H232V0L227 1L228 5H229ZM239 1H241V0H239ZM242 1H243V5L244 4L246 5L245 7H246V11H247V8H248L247 7V5H248L247 2L248 1L247 0H242ZM259 1H260L261 4L259 3ZM206 2L209 3L210 6L212 5L209 0L206 1ZM216 2H217V0H216ZM249 2L251 3V1H249ZM78 3L80 5H82V3H84V7L86 8V11L82 8L83 5H82V7H80L82 9L80 11L79 10L80 9L79 8L80 5L78 6ZM199 3H201V7H203L202 11H200L201 7L200 8L198 7V5H200ZM107 4H108V5H106V7H107L106 10L107 11H105V13H107L110 10V7L112 6V1L108 0ZM181 4H183V5H181ZM75 5H76V7H75ZM179 7H181V9ZM250 7H251V5H250ZM117 8H116V11L118 12ZM63 9L65 10V12H64ZM177 9H180V10H177ZM174 10H175V12H174ZM78 11H80V12H78ZM70 12L67 13L68 15L66 14L65 17L69 16ZM180 12H181V14H178ZM103 13L104 12L102 11L101 18L102 19H106V21L108 22L110 20L109 17L110 16L112 17V15L109 14L110 15L109 16L108 14H105V13L103 14ZM176 13L178 14V16H177ZM200 14H202V16ZM103 15L105 16V18H104ZM120 15H123V13H121ZM58 17H59V19H58ZM177 17H179V18H177ZM202 19L204 20V24H203V20ZM187 20H189V21H187ZM55 21H57L58 23L55 22ZM101 22H99V23L101 24ZM103 22H105V20H103ZM190 23H191V26H190ZM195 24L197 26H195ZM199 24L201 25L200 27H199ZM60 26H61V28H60ZM187 26H189V30L192 29V33H191V30L190 31L188 30ZM196 27H199V28L197 29ZM95 28L96 29H94V27H93L92 30H91V28L90 29L89 28L88 29L87 28H83L84 29L83 31H86L87 33L86 32L84 33L83 31L81 32L80 29L82 30V28H79L78 30H79V33L80 32L82 33V35H85V36L90 37V38H92L91 36H93V38H94V37H98L103 32V29L101 30V28H100V30H99L98 26L95 27ZM235 29H236V27H235ZM94 31H95V33H94ZM65 32L69 33L67 31H65ZM98 32L100 34H98ZM214 32L216 34H214ZM227 32H229V33H227ZM64 33L62 32L63 35H64ZM188 33H190V34H188ZM212 33H213V36H214L215 40L211 39V37H210V36H212V35H210ZM241 33H243V34H241ZM57 34L55 33V35H57ZM176 34H179V36H177ZM180 35H182V36L180 37ZM235 35H234V37H236ZM59 36H62V35H59ZM213 36H212V38H213ZM240 36L238 37L239 39H240ZM28 37H27V39H28ZM32 37H33V41H32ZM53 37H54V35H53ZM209 37H210V41L208 39ZM56 38H55V41L56 40L58 41L59 37H56ZM65 38H67V36ZM180 38H181V40H177V39H180ZM216 38H218V39H216ZM104 39H105V37H104ZM206 39L208 41V44L212 40L214 42L210 43L209 47H208L207 45H205V43L207 42ZM49 40H51L53 45L51 44V46H50V44L47 43V42H49ZM217 40H219L220 42H218ZM38 42L41 43V49L39 48ZM45 42L47 43L46 48H47L48 45L50 46V48L46 49V52H45L46 54L43 53V51H44L43 48H45V44H44ZM202 42H203V44H202ZM75 43H78V45L77 44L76 45L78 47H80L79 48V53H81V51H82V53L85 54L86 51H87V56H89V54H92V52L95 50V47L94 46H90L89 47L88 43H87V45L86 44L84 45V46H86L85 48H84V46L82 45L81 42H79V41L76 42L75 41ZM92 43H94V42H92ZM64 44H65V42H64ZM79 44H80V46H79ZM55 45L57 46V44H55ZM212 45H214V46H212ZM215 45H216V48H215ZM204 46H205V50L203 49ZM206 46L208 47L207 50H206ZM218 46H220V48ZM87 47H89V49L91 48L92 50L93 49L94 50L91 52V51H89V49ZM199 47H200V49H199ZM217 47H218L219 51L214 53V51L217 50ZM209 48H210V50H209ZM223 48H225L226 51ZM212 49H213V51H212ZM41 50H42V52H40ZM53 50L55 52V48ZM53 50H52V52H53ZM203 50L207 51V52L204 54ZM227 50H228V52H227ZM23 51H25L26 54ZM76 51H77V48H76ZM201 51H202V53H201ZM74 52H75V49L72 52V54ZM190 52L192 54H190L191 56L188 55L189 56L188 59L190 60V61H188V59L186 57H188L187 54L190 53ZM211 52L213 53V55L218 56L219 58L217 57L216 58L217 60L215 59V63H211V64L209 62H208V64L206 62L203 63L202 62L203 61V57L207 56L208 58H210V55L212 57V54H210ZM32 53H33V55H32ZM51 53L49 52V54H51ZM247 53H248V55H252V56L254 55L255 57L253 56V58H256L257 61H254L255 59H252L251 56H249V58H248L247 55H246ZM49 54H48V56H49ZM179 54H181L182 57ZM200 54L202 56L203 55L204 56L201 57ZM231 54H233V53H231ZM56 55L58 57L57 51H56ZM70 55L68 56V58L70 57V59H68V61L71 60V56ZM28 56H29V59H28ZM39 56L40 57L42 56L41 59L42 58L43 59L40 60ZM193 56H194V59H193ZM30 57H32V58H30ZM191 57H192V61L194 60L193 62H197L199 60L201 67L203 66L202 69H200L201 68L200 67L199 70L198 69H194L195 71L193 70V67L195 65H197V63L195 65H194V63H191L192 62L191 61ZM200 57H201L202 61H201ZM33 58L35 59V61H34ZM27 59H28L29 65H28V62H26ZM36 59H38L39 61L36 60ZM75 59H76V61H75ZM227 59L231 60V61H228ZM248 59L250 61L253 60V65H252V62H250V61L248 62ZM48 60H49V63H50V61H52V62L56 61L55 66L52 63L51 64L54 67L51 66V64H48ZM218 60H219L220 63L218 62ZM244 60H245V62H244ZM141 61H139V62L141 63ZM216 61H217V63H216ZM246 61L248 62V67H247ZM258 61L260 63V66L257 63ZM36 62H38V64H39L38 68H40V73L38 75H37V73L39 72V70L36 71V66L38 64L36 66H34L36 64ZM69 62H71V61H69ZM139 62H137L138 64H136V65L139 66L140 65ZM142 62H144V61H142ZM188 62H189V64H188ZM213 62H214V60H213ZM226 63H227V66H226ZM89 64H90V62H89ZM223 64L227 67V69L225 68V70L228 71V74H227L226 71L224 72L222 67H225V66ZM66 65H68V66H66ZM142 65H143V63H142ZM142 65H140V66H142ZM218 65L220 67L223 65L221 67L222 69L217 67ZM244 65L246 67H244ZM90 66L93 67L92 64H90ZM257 66H259V67L257 68ZM63 67H64V64H63ZM228 67L230 68V72L233 70V73H231V75H233L236 72L233 76L229 75L230 72H229V68ZM252 67H253V69H252ZM60 68H61V66H60ZM83 68L84 67L80 66L78 68V71H79V69H83ZM215 68H217V70H219V73L217 71H215ZM248 69H251L252 71L248 70ZM220 70L221 71L223 70V74L224 73L227 74V75L224 74V78H222L223 74H222V72ZM220 74H222V75H220ZM236 74L238 75L239 78L235 77ZM33 75L35 76V78L33 77L34 79H32ZM36 75H37V77H36ZM72 75L74 76V73L70 72L68 77H72ZM215 76H219V77L216 78ZM64 77L65 76H63L62 78H64ZM214 78L216 79V83L214 82L215 81ZM219 78L222 79V80H220ZM233 78L234 79L236 78V79L234 80ZM211 79L212 80L214 79V80L212 81ZM218 79H219V81H218ZM230 79H231V81H230ZM35 80H36V82H35ZM64 80H66V79H64ZM67 80H68V78H67ZM39 81H40V83L38 84ZM54 81L56 82V80H54ZM217 82H219V86H218ZM92 83H91V85H92ZM244 83H245V85H244ZM255 83H257V84H255ZM61 84H63V83H61ZM210 84H211V86H210ZM237 84H241V85H237ZM72 85H67V87L69 86V88H70V86H71V88H72L73 87ZM82 85H84V84H82ZM91 85H89V86H91ZM252 85H253V87H256V88L261 89V90L259 91V93H257V95L255 94L256 96L251 95V98H250V96H249L250 94L247 95V93H248L247 90L248 89H246V88H249L248 86L252 87ZM240 86H242V87H240ZM243 86H247V87H243ZM82 87L80 88L81 90H83ZM256 88H254V89H256ZM91 89H93V91H95V92H93ZM240 89H241L242 92L240 91ZM220 91H221V93L223 92L222 94H224L225 96L222 95L220 93ZM209 92H210V90H209ZM209 92H207V94H206L207 96L205 95L207 97L206 99H210V97L213 96V94L211 93L212 91L210 92L211 94H209ZM245 92H246V94H245ZM54 93H55V91H54ZM63 93H65V92H63ZM94 93H95V95H94ZM65 94H67V93H65ZM70 94L73 96V98H72V96ZM258 94L260 95V97H259ZM69 95L71 97L70 100H68ZM86 95H87V97H86ZM83 96H84V98H83ZM81 97H82V99H81ZM97 98L100 101H98ZM255 98H256V101H255L256 103L253 102V100H255ZM260 99L262 100L263 104L260 103L261 102ZM73 100H76V102L73 101ZM80 101H81L83 106L86 103V107L82 108L83 111H84V109L86 111H84L82 113H79L81 110H78V108L76 107V105H80V103H79ZM230 101H232V100H230ZM247 101H248V103H246ZM75 103H77V104L75 105ZM71 104H72V106H71ZM244 104H246V106ZM260 104H261L262 108L259 107ZM73 105L76 107V110L78 111L77 112L78 114L76 115V117L74 115L76 113V110H74L75 108L73 107ZM125 106H126V108H125ZM254 106H255V111H254ZM224 110H225V112H224ZM241 110H242V112H241ZM62 111H63V113H62ZM256 112L258 114H255ZM261 112L263 114L262 118H260L262 116L260 114ZM34 113H35V115H34ZM47 113H49V114H47ZM244 113H245V115H244ZM32 114H33V116H32ZM63 114H64V116H63ZM248 114L251 115L250 119H248V117H249ZM188 115H189V117H188ZM258 115H259V119L260 120L256 119V118H258L257 117ZM73 116H74V118H73ZM237 116L239 118L241 117L240 120H239V118ZM252 116H254V118H251ZM34 117H35L34 122H31L34 119ZM39 117H40V119H39ZM77 117H78V119H77ZM236 117L238 118L237 122L239 124L236 122ZM31 118H33V119H31ZM244 118H246V120ZM58 119H60V120H58ZM234 119H235V121H234ZM255 119L257 121H255ZM249 120H250V122H246V121H249ZM251 120H253L252 123H251ZM50 121H51V123H50ZM139 121H141V122H139ZM39 122H40L41 128H40ZM255 122H257V123L255 124ZM33 123H34L35 127H34ZM28 124H29V126H28ZM43 124H44V126H43ZM206 124L203 123V125H202L203 129L202 128H201L202 130L200 129L201 131H200L199 135H200L201 139H205V141L208 140L209 143H211L212 140H213V142L211 143V144L214 145L213 147H211V149L213 148L212 149L213 152L211 151V149L209 147L210 150L208 149L209 150L208 154L210 155V157L208 156V154L206 152L207 157L209 158V160H208L209 162H207V161L204 162V165L205 166L207 165V166L205 167L203 165V163L199 164L197 166L198 168L197 167L195 168L193 176L198 175L197 177H198V179L200 177L199 180H201V181H203L202 177L204 176L205 183H206V180L209 179V181H207L208 183H206V185H208V187L209 186L211 187V185H209V184H211V183L213 184V182L215 181V178H214V176H212V174L216 173L217 176H219V178H220V182L222 181L223 183H225V181H226V183H227V179H231V180H228L229 181L228 183L232 185V183L234 181L236 182V180L233 181L232 180L233 178H230V177L228 178V176H230V174H228V173H231V171H233L234 168L230 167L229 162H227L228 161V157L225 155L224 145L220 144V142H223L225 140V138H223V137L222 138L217 137V139L212 138V134H211V132L209 130V127H208L209 125H208V123H206ZM252 124L254 125V127H253ZM4 125H5V127H4ZM231 125H232V127H231ZM256 125L258 127H256ZM125 126H126V128H125ZM144 126L146 127V129H145ZM2 127H4V128H2ZM8 127H12L11 130ZM37 127H38V129H37ZM135 127H136V129H135ZM69 128H71L73 130H70ZM74 128H75V131H74ZM80 128L83 130V132H82V130ZM86 129H87V131H86ZM181 129H182V132H181ZM233 129H234V131H233ZM37 130H38V132H37ZM3 131L4 132L7 131V133H5L6 135L4 134ZM87 132H89V133H87ZM133 132H134V134H133ZM176 132H177V134H176ZM28 133H29V136H27ZM36 133L38 135H36ZM72 133L74 134V136H73ZM83 133H84V136L82 135ZM203 133H205V134H203ZM23 134H24L25 137L23 136ZM208 134L211 135L210 136L211 140L208 137ZM80 135H82V136H80ZM180 136H181V138H180ZM87 137H89V138H87ZM20 138H21V140H20ZM66 138H68V140ZM119 138H120V140H119ZM180 139H181V141H180ZM112 140H114V141H112ZM237 140H238V142H237ZM31 141H33V142L31 143ZM39 141H40V139H39ZM83 141L88 142V145L85 144L86 142H83ZM99 142H101V143H99ZM90 143H91V146H90ZM92 143H94V144H92ZM143 143H144L145 146L143 145ZM115 144H116V146H115ZM39 146H43V143L41 145H39ZM134 147H136V148H134ZM78 149H77V151H78ZM128 149H129V151L130 150H132V151L129 152ZM66 150L64 149V151H66ZM99 150L96 151V148H95L94 151L98 152ZM144 150H146V152ZM77 151H76V153H77ZM16 152H17L18 156H17V154H15ZM82 153H83V151H81V153L79 151L78 154L83 155ZM88 153H90V154L87 155ZM168 156H169V158H168ZM217 156L219 157V159H218ZM243 158H244V160H243ZM240 159H238V160H240ZM19 163H20V165H19ZM69 164L74 165L75 169H72V166L69 165ZM3 166H5L6 168L5 167L3 168ZM17 166H19V168ZM141 166H143V167H141ZM259 166L261 167V170H262L261 172H260V167ZM66 167H68V168H66ZM114 167L117 168L119 171H117V169H115L116 170L115 171L116 173H115L114 172ZM70 168H71V170H70ZM223 168H225L224 171L226 170V172L230 171V172L227 173V175H226L227 177L225 176L226 172L223 171ZM112 169H113V171H112ZM15 170H13V171H15ZM68 170L70 171V173H69ZM78 170L79 171L82 170L81 174H79ZM168 170H169V172H168ZM254 170H256L257 172L256 171L254 172ZM40 171H41V169H40ZM160 171H161V173H164L163 176H161V173H159ZM110 172H112V173H110ZM165 172H167L166 173L167 175L165 174ZM206 172H207V174H206ZM73 174L75 176H73ZM76 174L78 176H76ZM216 174H215V176H216ZM257 174L259 176H257ZM67 175H68V177H67ZM107 175H110V177L113 176L112 179L110 180V182H108V183H106L109 180V179L108 180L106 179ZM138 176H140V175H138ZM217 176H216V180H217ZM74 177H76V179ZM110 177L108 176V178H110ZM167 177H169V178H167ZM210 177L214 178V181ZM60 178L63 180V182H61ZM64 178H65V180H64ZM138 178L139 177H137V179ZM210 179H211V181H210ZM254 180H255V182H254ZM117 181L120 182L119 185H115L117 183ZM231 181H233V182H231ZM65 182H67V184H65ZM83 182H84V186H83ZM165 182H166V184H165ZM12 183H14V185ZM141 183H142V185H141ZM47 184H49V181H48ZM63 184L65 185V187H64ZM236 184H237V182H236ZM61 185H62V187H61ZM143 185H145V186H143ZM237 185L233 184V186H231V191L234 194H238L239 193L240 189L237 187ZM93 186L95 188H93ZM63 187L65 189L67 187L68 188L65 190ZM83 187L85 188V190H84ZM155 187H157V188H155ZM208 187L206 188V186H205L206 192H207V190H209L208 192H210V190H211V188L209 187L210 188L209 189ZM236 187H237V189H235ZM54 188H56V189L54 190ZM161 188L164 189V190H162ZM232 188H234V191L232 190ZM254 188L256 190L255 191L256 195H255V192H254ZM18 189H21V188L18 187ZM59 189H60V191H59ZM156 189H158V190L156 191ZM159 191H161L162 193L159 192ZM185 191L186 192H184V189H183V192L186 193L185 194L186 198H188L190 196V194H189V192L187 190H185ZM15 192H14V195H15ZM156 192L157 193L159 192V195L156 194ZM181 192H182V190L179 192L183 196L182 198H180V197L173 198V196H172L171 199L167 200L168 202L171 200V202L169 204L170 205L169 208H173V207H175L178 204H182V203L188 202V200L186 201V198L184 197L185 196L184 193L183 192L181 193ZM252 192H254V194ZM21 193H22V190H21ZM74 193L76 194L75 197H74ZM9 194H11V193H9ZM81 194H82V196L88 195L87 197H90L89 200L91 202H93L94 205L93 204L89 205V203L87 204V207L85 205V207H86L85 209H86L87 213H86V215L84 213L83 214L84 216L81 214L82 217L79 218V216H81V215H78V213H77V210L80 211L78 202L81 201V200L82 201L84 200V199L81 198ZM198 194H195L194 196H196V195L198 196ZM107 195H108V193H107ZM147 195H149V197ZM205 196L207 197V194ZM19 197H21V196L19 195ZM35 197H37V193H36ZM164 197L165 196H163V200H164ZM254 197H255V201H254ZM156 198H158V199H156ZM183 198H185L184 199L185 202H184ZM85 199H87V198H85ZM150 199H151V201H150ZM38 200H39L40 203H37ZM109 200H111V197H110ZM163 200L160 199V201H162V203L164 202ZM117 201L118 200L114 201V199L112 201V203L116 207V210H118V206H119V203H118L119 201L118 202ZM17 202H19V201H17ZM14 203L16 204V201ZM19 203H17V204H19ZM96 203H98V204H96ZM250 203L248 204L249 207H250ZM159 204L160 203L158 202L157 205H159ZM40 205H42L41 208H39ZM245 205H247V204H245ZM50 206H51V208H50ZM248 206H246V207H248ZM143 208H144V206H143ZM243 208H245V207H243ZM82 209L83 208H81V210ZM232 210L233 209H231V211ZM57 213H58V215H57ZM159 213L155 215V216H157V218H160L163 221H165L164 218L168 219L167 218L168 216L166 217L165 214H163L164 212L160 213V214ZM253 213H252V215H253ZM232 214L233 213H231L230 210L227 212V215H232ZM18 215H20V213ZM250 216H251V214H250ZM20 217H22V215H20ZM84 217L85 218L87 217V220ZM256 217H257V219H255ZM253 219H255V220L253 221ZM80 220H85V221L81 222ZM110 220H111V222H110ZM1 221H0V225L2 223ZM107 222H109V223L107 224ZM3 224L4 223H2V226H3ZM85 224H84V226H85ZM74 226H75V228H74ZM86 226H85V228L83 230L84 232L81 231L82 232L81 233L82 236H85V231L88 228V226H87V228H86ZM234 226L235 225L233 223H229L227 228L229 229L230 232L233 233V231H234L233 228L237 229V227H238V226L237 227H234ZM230 228L233 231H231ZM89 229H87L88 232H89ZM149 229H151V230L149 231ZM228 229H227V231H228ZM2 231H4V232H2ZM33 231L35 233L34 236L36 235V237H37V235H38V237H40V238H45L47 240V243L46 244H43V243L40 244V242H39V243L36 244L37 246L35 248H33V246H34V245H32L33 243L31 244L30 241L28 243V240H27V239H30V238L34 237L33 235L32 236L30 235V234H33ZM183 231H182V233H185ZM235 231H237V230H235ZM239 231H240V227H239ZM88 232H86V234ZM73 234H74L73 238H76L77 237L76 235H79L80 231L78 233H76L75 230H74ZM73 234H72V236H73ZM214 237H215V239H214V244L213 245H214L215 248H217L216 249L217 251L215 252V249L212 250V251H210V250L207 251L208 252L207 257H209V255H210L211 257L219 259L220 258L219 254H221V253L225 254L226 257H228V256L231 257V255H232L231 261L233 260V263L239 264L238 262H239L240 256L238 258L237 255H240V254L238 253L236 255V253H237L236 252L233 255V253H232L233 250L231 249V246L230 247L223 246L226 242L223 240V244H221L222 243V241H221V237L222 236H214ZM233 237H235V236H233ZM253 237H255V240L253 239ZM253 237H252V239H253L252 241H256V238H257V240H263V242H264V236H253ZM231 238H232V236H231ZM238 238L240 239L242 237L238 236ZM7 239L10 240L9 241L10 243H8ZM25 239L27 241H25ZM222 239H223V237H222ZM161 240H163V237H162ZM232 240H234V239H232ZM22 241H25L24 242L25 244H23ZM26 242H27L28 247L26 245ZM156 245H154V246H156ZM30 246H31V248H30ZM31 249H33V250H31ZM87 250L84 249L83 253L85 254L87 252ZM51 251L56 252V254L51 255L52 254ZM73 251L77 252L78 249L76 248V250H73ZM64 252H66L67 254L64 253ZM213 252H215L216 254L212 255ZM24 253H25V250H24ZM83 253H81V254H83ZM152 253H153L152 250L148 251L149 259H151ZM31 254H32V256H31ZM84 254H83V256L85 257ZM235 255H236V257H235ZM250 255H253L250 258V259H253V261L249 259V257H250L249 255L246 256L245 259L241 260V261H245L246 264H251V261L255 262L257 260L258 263L260 262V264H261V262H262V264H264V248H261L258 253H255V255L254 254H250ZM79 256L81 257L80 254H79ZM120 258L122 259V255L119 256V258L117 256V259L115 257V260H113L112 264H119ZM235 258L238 259V262H234V260H236ZM40 259L42 260L41 256H40ZM40 259L39 260L36 259V262L34 261L35 263L33 262V264H37L39 261H40L39 264H41V260ZM80 259H82V258H80ZM149 259H148V262H150ZM229 260H230V258H229ZM28 261H27V264H28ZM42 264H44V261H43ZM149 264H151V262ZM255 264H256V262H255Z\"/></svg>",
  "mask_w": 264,
  "mask_h": 264
}]
</instances>
